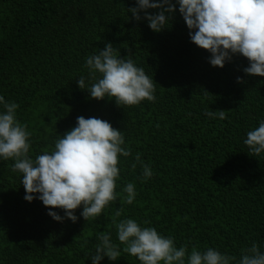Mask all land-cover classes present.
Here are the masks:
<instances>
[{
	"label": "trees",
	"instance_id": "trees-1",
	"mask_svg": "<svg viewBox=\"0 0 264 264\" xmlns=\"http://www.w3.org/2000/svg\"><path fill=\"white\" fill-rule=\"evenodd\" d=\"M134 5L0 0V94L20 105L18 118L32 133L30 154L53 146L78 116L103 118L124 131L133 152L121 157L116 191L126 195L123 186L134 181L138 193L132 205L118 197L95 220L80 216L81 206L77 222H60L42 201L24 198L14 161H0V264H92L96 233L111 231L115 239L112 220L119 218L113 213L120 207L122 217L150 221L178 247H217L237 259L253 242L264 251V154L251 155L243 143L264 119V76L244 73L248 59L242 55L212 66L211 53L191 41L178 8L168 27L156 32L128 12ZM107 42L122 57L131 54L157 82L155 101L123 107L80 89L86 56ZM206 108L224 110L226 118H209ZM137 152L153 168L147 181L139 179V165L131 167ZM101 264L140 261L122 252Z\"/></svg>",
	"mask_w": 264,
	"mask_h": 264
},
{
	"label": "clouds",
	"instance_id": "clouds-1",
	"mask_svg": "<svg viewBox=\"0 0 264 264\" xmlns=\"http://www.w3.org/2000/svg\"><path fill=\"white\" fill-rule=\"evenodd\" d=\"M177 8L191 41L211 53L208 60L212 66L222 68L234 55H242L248 59L244 73L264 76V0H135L128 12L136 21L147 20L152 30L161 32ZM84 68L87 74H81L77 83L91 98H114L123 107L157 99V82L131 54L122 57L111 42L87 55ZM19 107L0 94V161H14L12 171L22 174L27 201L39 199L60 222H77L75 210L81 206L80 216L90 221L105 214L118 197L122 204L134 203L138 195L134 181L123 186L126 195L116 191L124 163L121 157L133 156L124 131L103 118L81 115L70 130L57 134L53 146L33 157L32 133L18 118ZM204 111L212 119L226 118L224 110ZM243 143L251 155L264 154V119L246 132ZM138 165L142 169L139 179L153 177V168L139 152L131 167L135 170ZM54 208L62 209L64 215ZM123 212L120 207L113 213L119 218L112 220L115 239L111 231H97L94 251L89 254L92 264H101L105 257L117 261L122 252L136 257L140 264H264V251L257 242L243 249L239 259L212 246L190 248L186 242L178 247L173 235H165L148 220L122 217Z\"/></svg>",
	"mask_w": 264,
	"mask_h": 264
}]
</instances>
